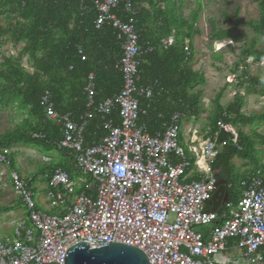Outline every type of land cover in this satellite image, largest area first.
<instances>
[{"label": "built area", "instance_id": "obj_1", "mask_svg": "<svg viewBox=\"0 0 264 264\" xmlns=\"http://www.w3.org/2000/svg\"><path fill=\"white\" fill-rule=\"evenodd\" d=\"M82 3L83 8L89 3L94 7L96 30L111 25L121 43L116 68L123 76V86L112 98L97 103L96 76L91 73L85 79L88 104L82 114L57 112L48 90L40 105L47 119L59 127L58 150L69 152L78 169L93 182L76 194L75 183L57 169L48 177L46 192L37 202L34 180L11 169L12 150L0 148V182L9 185L27 211V217L12 222L10 235L0 236V264H64L68 249L82 242L91 250L110 243L132 246L150 264H264L262 170L240 182L241 197L235 204L226 203L225 212L205 210L218 183L214 168H230L241 150L238 142L244 132L237 116L225 112L215 127L204 130L195 125L187 130L185 139V124L199 117L189 118L179 111L168 117L161 114V128L150 134L139 120L147 115L142 103L153 100L156 84H143L140 65L154 47L141 41L137 8L131 0ZM175 43L174 35L160 39L164 49ZM224 43L219 42L217 52L224 50ZM13 48L5 47L7 56L18 57L22 49ZM184 51L189 57L188 42ZM79 54L86 61L82 49ZM227 61L233 68V59ZM246 65L253 66V59ZM23 66L29 71L28 65ZM246 79L232 71L226 83L240 84ZM96 117L105 132L100 142L96 136H87ZM228 147L235 151L228 153ZM49 161L44 158L45 163ZM193 173L199 179L188 181ZM40 203L52 213L44 212Z\"/></svg>", "mask_w": 264, "mask_h": 264}, {"label": "trees", "instance_id": "obj_2", "mask_svg": "<svg viewBox=\"0 0 264 264\" xmlns=\"http://www.w3.org/2000/svg\"><path fill=\"white\" fill-rule=\"evenodd\" d=\"M131 1L138 10L136 27L141 41L154 47L141 59L143 84L156 85L154 100L142 103L147 115L140 116L139 125L147 126L148 132L155 134L161 128V114L168 117L179 111L189 118H198L204 112L201 87L206 85L207 80L193 68L195 50L192 45L194 35L201 33L197 27L203 7L198 3L189 19H185L181 14L183 0ZM251 1L258 5L260 15L257 21L248 22L255 34L248 44L245 40L233 41L232 31L218 29L213 22L209 36L213 41H233L239 45L242 50L240 61L245 68L250 58L254 66L264 65V0ZM6 8L9 10L6 11ZM84 8L82 0H0V14L10 15L6 25H0V111L13 106L23 120L26 117L24 125L4 135L0 148L23 144L47 153L58 151L56 145L61 138L59 127L47 119L40 105L46 90L51 92L57 112L74 115L82 114L87 109L85 79L89 74L96 76L97 103L112 98L121 90L123 76L116 68L122 55L121 43L111 25L106 24L96 30L97 14L90 3ZM170 35L175 36L176 43L164 49L160 46V39ZM186 42L190 46L189 57L184 51ZM9 44L14 48L23 45L18 57L5 54L4 49ZM80 49L86 61H82ZM24 56H28L33 72L24 68ZM236 68H239V64H236ZM242 76L247 78L245 83L249 85V94H264V87L257 78L246 71ZM259 86L260 89H257ZM221 99L222 95L219 94L214 102L215 111L210 118V126L215 127L225 112L235 114L242 128L264 121L262 115L246 116L243 113L245 99L242 95H236L227 107L221 105ZM94 134L98 138L104 136L100 117H96L88 129L89 138ZM34 135L41 138L36 139ZM222 139H229V136L222 135ZM238 143L241 148L238 158L249 163L253 170L244 174L232 172L227 178L228 184L232 185L229 203H235L241 197L239 184L247 174L264 170V151L261 149L264 147V136L251 129V133L240 135ZM227 150L235 151V148L228 147ZM60 152L69 156L68 152ZM56 169L63 170L71 180H76L73 167L59 163L51 168V173Z\"/></svg>", "mask_w": 264, "mask_h": 264}, {"label": "rangeland", "instance_id": "obj_3", "mask_svg": "<svg viewBox=\"0 0 264 264\" xmlns=\"http://www.w3.org/2000/svg\"><path fill=\"white\" fill-rule=\"evenodd\" d=\"M198 3H201L203 12L200 14L198 19L197 27L200 29L201 33L200 35H194L192 41V45L195 50L193 68L195 71L202 73L207 80L206 85L201 87L203 90L201 106L204 109V112L201 113V116L198 119L199 121H197L199 126L203 128L209 125L210 118L215 111L214 102L219 94L222 95L220 103L224 107L229 106V104L233 102L236 95H242L245 99L243 113L246 116L262 115L264 117V94H249V85L246 83H232L231 85L226 83V77L229 73L237 70L235 73L238 78L244 71H246L250 76L257 78L264 87V65H250V67L247 65L248 68L246 67V69L240 61V54L242 50L239 48V45L233 43V45H228L229 47L224 48L223 51L217 52L219 42L210 40L209 38L213 22L218 29L232 31L233 41L245 40L248 44L253 38H255V34L248 26V22L257 21L259 19L260 11L258 5L253 3L251 0H183V6L181 9L182 16L185 19H189L193 11L197 8ZM165 8L168 9L167 6ZM169 9H171V7H169ZM7 10H9V8H6V11ZM9 16L10 15L7 13L0 14V25H6V20ZM229 42L232 43L231 41ZM7 47L13 48L12 44H9ZM261 48L262 47L260 46L259 49ZM4 52L6 55L8 54L7 51L4 50ZM228 58L233 59V68L227 66ZM236 64H239L238 69L236 68ZM27 65L29 69L32 68V66H29V60ZM257 89H260V86ZM22 118L23 116L20 115L18 109L13 106L0 111V147L3 146L1 140L7 132H13L24 125L26 117L24 120ZM195 122L196 121L189 120V123L192 125L195 124ZM251 129H255L260 135L264 136V121H258L252 127L243 128V132L245 134L251 133ZM10 149H12L16 156L21 155L25 160L29 158L26 157L29 156L28 154L34 153L31 149L36 151L37 154L34 155L35 159H31L28 169L31 170L32 166L35 165L34 170L30 173H33L38 179L47 175L58 159L59 163L73 167L74 172L76 173V182H80V180L84 181V188L89 183L93 182L91 176L83 174L76 167L75 160L71 155L67 156L64 153L57 151L47 153L40 148L25 146L23 144H15L10 147ZM261 149L264 151V147H261ZM43 157H48L51 162L49 164L44 163L42 160ZM14 164L17 169H20L17 160H14ZM248 170H253L252 166L239 158L235 159L231 168V171L236 174H244ZM38 182L41 185V181ZM36 190L39 191L38 187ZM40 195V192L37 193V202ZM14 201L15 198L9 185L0 182V222L3 223V228L0 230V236L2 237L10 235L13 232L12 222L17 218H15L16 214L8 211V209H10L9 207L14 204ZM39 206L46 213H52L53 211H47L41 203Z\"/></svg>", "mask_w": 264, "mask_h": 264}, {"label": "water", "instance_id": "obj_4", "mask_svg": "<svg viewBox=\"0 0 264 264\" xmlns=\"http://www.w3.org/2000/svg\"><path fill=\"white\" fill-rule=\"evenodd\" d=\"M228 181H219L205 210L218 212L229 201ZM64 264H150L147 256L139 249L119 243L91 250L88 243L82 242L68 249Z\"/></svg>", "mask_w": 264, "mask_h": 264}, {"label": "crops", "instance_id": "obj_5", "mask_svg": "<svg viewBox=\"0 0 264 264\" xmlns=\"http://www.w3.org/2000/svg\"><path fill=\"white\" fill-rule=\"evenodd\" d=\"M8 46V45H7ZM19 48H20V50L23 48V45H19L18 46ZM5 50V49H4ZM28 56H25L24 57V59H23V63H24V61H25V63L24 64H26L27 65V62H28ZM27 61V62H26ZM30 67H31V64L29 65ZM29 71H31V72H33V68H30L29 69ZM154 92H155V90H154ZM96 99V98H95ZM153 100H154V98H153ZM152 100V101H153ZM96 101V100H95ZM151 101V102H152ZM146 102V101H145ZM150 102V103H151ZM63 114V113H62ZM79 115V114H78ZM78 115H75V116H78ZM200 118V117H199ZM198 118V119H199ZM198 119H195V124H190L189 123V121H188V123H186L185 124V131H184V138L185 139H187V134H188V131H189V129H191L193 126H195V125H198V127H200L199 126V123L197 122V121H199ZM188 124H189V126H188ZM207 126H210V124L209 125H207ZM206 126V127H207ZM204 128L205 127H203V128H201L200 127V129L201 130H204ZM188 130V131H187ZM159 131V130H158ZM104 132V131H103ZM104 135H105V132H104ZM94 136H96V134H94ZM93 136V137H94ZM103 139V137L102 138H98V136H96V140H97V142H100L101 140ZM57 146V145H56ZM58 149V148H57ZM12 150V149H11ZM34 153L33 154H28L29 156H26V157H29L28 159H24L21 155H18V156H16V154L13 152L12 153V155H13V159H12V162H14V160H17V163H18V165H19V167H20V169H17V167H16V165L14 164V167L12 168V164H11V169H13V170H16V171H18L19 173H21L23 176H26V177H31L33 180H34V185H35V190H36V188L38 187V189H39V191H37L36 190V192L37 193H39L40 192V197L42 198V196H43V194L46 192V188H47V186H48V177H50L53 173H51V170L47 173V175H45V176H43V177H41V178H36L35 176H34V174L33 173H30V172H32L33 170H34V166H32V169L31 170H29L28 168H29V164H30V161H31V159H35V156L34 155H36L37 153H36V151L35 150H33V149H31ZM61 150H58L57 152H60ZM228 153H231V152H233V151H228V150H226ZM54 152H56V151H54ZM65 152H67V151H65ZM61 153V152H60ZM39 154V153H38ZM68 154L70 155V153L68 152ZM32 155V156H31ZM30 156H31V158H30ZM239 156V155H238ZM238 156L236 157V158H238ZM44 158H48V157H43L42 158V160L44 161ZM235 158V159H236ZM74 159V158H73ZM235 159L233 160L234 162H235ZM33 160H32V162H33ZM50 160V159H49ZM51 161H49L48 163H46V164H49ZM233 162V163H234ZM45 163V162H44ZM57 164H59V160L57 159V162L56 163H54V165L53 166H56ZM76 165V164H75ZM263 165H264V160H263ZM232 166H233V164H232ZM232 166L230 167V168H228V169H226V170H220L219 168H214V175L216 176V178H217V180H218V182L219 181H223V180H227V178L231 175V168H232ZM77 167V166H76ZM78 168V167H77ZM57 170V169H56ZM258 170H261V169H258ZM258 170H256V171H253V173H251V174H247L241 181H243V180H247L248 178H251V177H253V176H255L256 175V172L258 171ZM63 171V170H62ZM263 171V173H264V170H262ZM66 173V172H65ZM69 176V175H68ZM70 178V177H69ZM198 178V175L197 174H191L189 177H188V181H191L192 179H197ZM71 180V179H70ZM38 181H41V185L39 184V182ZM71 181H73L74 183H75V191H76V194L77 193H81L85 188L83 187V183H81V180H80V182H76V180L74 181V180H71ZM229 185V184H228ZM228 185H227V189H228V193H229V188H228ZM84 188V189H83ZM12 192V191H11ZM12 194L14 195V198H15V201H14V204H12L9 208L10 209H8V210H10L12 213H14V214H16V217L15 218H18V217H21V216H25V217H27V211H26V208H25V206H24V204L22 203V201H21V199L18 197V196H16L13 192H12ZM240 199V198H239ZM20 202V204L18 205V203ZM227 203H229V201L227 202ZM236 203V202H235ZM234 203V204H235ZM226 209V204H224V205H222L221 206V208H220V210L218 211L219 213H223V212H225V209ZM16 220V219H15ZM14 220V221H15Z\"/></svg>", "mask_w": 264, "mask_h": 264}, {"label": "bare ground", "instance_id": "obj_6", "mask_svg": "<svg viewBox=\"0 0 264 264\" xmlns=\"http://www.w3.org/2000/svg\"><path fill=\"white\" fill-rule=\"evenodd\" d=\"M228 45H230V42H229V41H226V43H224V44L222 45V48H225V47H227Z\"/></svg>", "mask_w": 264, "mask_h": 264}]
</instances>
